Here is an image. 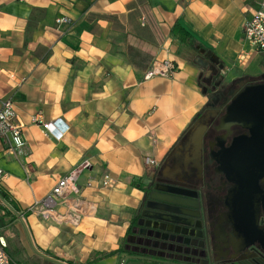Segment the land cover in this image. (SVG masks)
Masks as SVG:
<instances>
[{
  "label": "crops",
  "instance_id": "obj_1",
  "mask_svg": "<svg viewBox=\"0 0 264 264\" xmlns=\"http://www.w3.org/2000/svg\"><path fill=\"white\" fill-rule=\"evenodd\" d=\"M260 4L0 0V102L13 98L26 138L22 155L0 138V168L7 173L0 195L23 219L11 215L10 224L29 228L39 251L66 263L96 255L120 264L122 252L106 254L127 237L144 201L142 180L183 148L179 141L207 105L206 81L214 69L235 75L264 62L244 37ZM59 17L69 22L58 24ZM166 59L178 65L173 76L144 78L154 61ZM37 114L56 127L34 122ZM148 157L157 164L148 165ZM86 159L92 166L79 178L85 213L77 225L28 211ZM107 173L112 186L101 183ZM7 210L0 199V220L10 222Z\"/></svg>",
  "mask_w": 264,
  "mask_h": 264
},
{
  "label": "flooded vegetation",
  "instance_id": "obj_2",
  "mask_svg": "<svg viewBox=\"0 0 264 264\" xmlns=\"http://www.w3.org/2000/svg\"><path fill=\"white\" fill-rule=\"evenodd\" d=\"M218 71L183 148L141 182L144 201L121 247L127 260L264 264V71ZM244 230L256 237L247 251Z\"/></svg>",
  "mask_w": 264,
  "mask_h": 264
},
{
  "label": "built area",
  "instance_id": "obj_3",
  "mask_svg": "<svg viewBox=\"0 0 264 264\" xmlns=\"http://www.w3.org/2000/svg\"><path fill=\"white\" fill-rule=\"evenodd\" d=\"M58 24L69 22L68 17L56 19ZM244 37L254 51L264 54V0L254 12L244 27ZM178 70V65L172 60L154 61L144 75L150 79L156 75L173 76ZM0 138L8 142V150L16 155L25 153L26 138L22 125L17 121L15 102L13 98H7L0 102ZM34 122L39 123L46 129H54L55 122H45L41 114L34 116ZM148 165H156L157 162L148 157ZM91 162L86 159L77 163L67 174L59 179L53 189L43 198L35 200L28 211L38 213L46 221L68 222L77 225L84 215V199L81 197L79 178L81 173L91 167ZM7 177V173L0 168V181ZM93 179L87 184L91 185ZM103 186H112L114 179L107 173L102 176ZM64 208V212L60 208ZM8 242L0 233V264H18L9 254Z\"/></svg>",
  "mask_w": 264,
  "mask_h": 264
},
{
  "label": "rangeland",
  "instance_id": "obj_4",
  "mask_svg": "<svg viewBox=\"0 0 264 264\" xmlns=\"http://www.w3.org/2000/svg\"><path fill=\"white\" fill-rule=\"evenodd\" d=\"M263 63L264 62H261L259 64V67L258 66L255 67L256 69H251V68L240 69L238 71V75L245 72L262 71L264 69ZM218 72L221 71L219 70ZM218 72H216V74H218ZM216 77H214V79ZM9 218H10V222L7 218H2L0 220L3 223L1 232L6 236V239L8 241V249L10 253L19 264H59L53 262L50 259L45 258L40 253H38L39 245L36 243L34 236L29 228L24 226L23 231L20 230L21 231L20 233V231L13 224H10L12 222L13 217L10 215ZM48 252L54 254L52 249H50V251ZM98 259L99 258L96 255H94L90 260H88L83 264L86 263L93 264L96 261L97 262L95 264H112V262L107 259H103V260H98ZM120 264H139V263H137L134 260H127L124 262V257H123Z\"/></svg>",
  "mask_w": 264,
  "mask_h": 264
},
{
  "label": "water",
  "instance_id": "obj_5",
  "mask_svg": "<svg viewBox=\"0 0 264 264\" xmlns=\"http://www.w3.org/2000/svg\"><path fill=\"white\" fill-rule=\"evenodd\" d=\"M0 199H1V201L5 204V206L14 214V215H16L18 218H20V219H22V217L20 216V214L14 209V207L6 200V199H4V197L3 196H1L0 195ZM151 199H155V200H161L162 198H160V197H157L156 195H153V196H151ZM169 202H171V201H169ZM190 205V204H189ZM189 216H191V215H189ZM258 218H259V215H258ZM23 220V219H22ZM263 220V219H262ZM156 224H157V222H155L154 223V227H156ZM244 232H245V234H244ZM244 232H243V235H246L247 237V240H248V242H247V244H245V248H243V249H241V250H245V251H247L248 249H249V247H250V245H251V243L253 242V240H255L256 239V237H251V234L250 233H248L246 230H244ZM251 238H250V237ZM257 238H259L260 240L263 238V234H261L260 233V235H258L257 236ZM38 253H40L42 256H44L45 258H47V259H50V260H52L53 262H56V263H59V264H69V263H66V262H64V261H61V260H59V259H57V258H54V257H52V256H50V255H47V254H45V253H42L41 251H39L38 250ZM261 257H264V253L263 252H260V254H259ZM127 260V257H125L124 258V262Z\"/></svg>",
  "mask_w": 264,
  "mask_h": 264
},
{
  "label": "trees",
  "instance_id": "obj_6",
  "mask_svg": "<svg viewBox=\"0 0 264 264\" xmlns=\"http://www.w3.org/2000/svg\"><path fill=\"white\" fill-rule=\"evenodd\" d=\"M174 32H181V36H182V38H185V35L186 34H184V29L183 28H181L180 26H176V27H174ZM6 199V198H5ZM7 200V199H6ZM7 213L8 214H10V215H12V216H15L11 211H9V210H7ZM8 250V252H9V254L12 256V254L10 253V251H9V249H7ZM121 251H125L124 249H122V248H120V249H118V250H116V251H112V252H110V253H108V254H106L107 256H109V255H113V254H115V253H117V252H121ZM12 258H13V256H12ZM14 259V258H13ZM15 260V259H14ZM16 261V260H15ZM17 262V261H16ZM18 263V262H17ZM70 264H74V263H72V262H69ZM19 264V263H18ZM87 264V263H86Z\"/></svg>",
  "mask_w": 264,
  "mask_h": 264
}]
</instances>
